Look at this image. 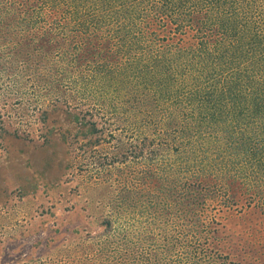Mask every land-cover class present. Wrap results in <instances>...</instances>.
Here are the masks:
<instances>
[{
    "label": "rangeland",
    "instance_id": "obj_1",
    "mask_svg": "<svg viewBox=\"0 0 264 264\" xmlns=\"http://www.w3.org/2000/svg\"><path fill=\"white\" fill-rule=\"evenodd\" d=\"M128 1L46 0L45 5L37 6L35 0H0L1 63L7 67L14 45L18 55L25 57L29 39H34V46H42L51 31L83 29L78 23L85 16L91 19L89 31L95 36L91 35L81 44L68 43V46L76 49V53L87 46L94 51L102 42V36L109 33L113 53L119 51L120 54L123 46L116 45L117 28L123 24L125 30L135 31L138 21L139 7L129 6ZM222 9L214 8L213 14L223 13ZM231 12L233 16L251 21L255 18L264 30V0H240ZM98 16L103 24L100 32L95 23ZM114 18L117 21H113ZM152 22L153 53L165 54L171 49L170 28L173 26L168 19L154 17ZM207 22V26L215 27ZM114 30H117L116 37ZM213 31L211 29L214 37ZM257 31L254 37L258 39L262 31L258 28ZM60 44L54 46L60 49ZM76 53L73 54L77 57ZM113 56L107 59L108 63L124 64L120 55ZM45 59L59 68L67 69L69 63L76 68L71 60L64 61L56 51L48 52ZM239 59L231 63L227 71L240 67ZM263 60L264 51L261 62ZM96 80L91 84L86 81L92 87L87 97L80 100L75 95L70 99L69 104L75 107L69 110L70 115L65 106L53 98L58 94L49 87H46V99L42 98L43 102L34 108L16 106L6 100L3 90L0 91V264H109L108 259L114 256L110 255L108 246L99 242L98 235L123 231L121 223L128 217L124 208L134 207L129 198L133 201L136 198L143 206L151 200V212L158 207L156 205L172 206L164 208V217L156 213L155 219L148 218L149 224L145 216L134 221L129 234L135 235L139 242L144 236L141 243L150 238L153 248L164 251L168 239L179 232L178 223L183 221L184 225L188 219L189 214L181 206L190 203L194 207L190 216L198 217V229L203 231L187 232L179 238L188 240L189 248L198 253V257H208L207 250L202 253L204 242L215 257L213 264H219L218 249L221 263L264 264V172L257 181L240 178L231 171L228 153L221 160L215 156L216 144L211 140L200 154L199 163L190 160L185 163L183 159L174 163L170 150L176 152L174 147H178L183 152L187 145L180 143L181 138L197 137L199 131L192 134L196 124L185 123L178 113L163 121L155 118L158 123L151 114L150 120L145 122L144 111L152 110L151 101L149 106L142 102L130 105L120 101L119 96L118 100L113 98L114 93L103 88L105 83L110 85L109 82ZM51 101L54 102L48 104ZM47 106H50L48 113L43 115ZM75 116L85 123L80 125ZM260 118L264 120V112ZM258 123L264 127V122ZM116 124L125 127L127 136L115 131ZM108 135V141L101 138L94 148L92 144L86 145L87 138L93 141L96 136ZM228 143H231V127L223 139L224 146ZM116 144V151L125 156L114 157L110 145L115 152ZM136 152L138 159L132 158L136 157L132 155ZM127 154H130L129 159H126ZM181 156L185 157L184 152ZM194 170H200L197 177L204 179L202 184L195 185L199 192L191 193L192 196L184 192L163 193L165 187L159 175L161 178L162 174L170 173L171 182L179 184L178 175L193 179ZM231 177L236 179L234 184ZM117 259L130 263L127 259Z\"/></svg>",
    "mask_w": 264,
    "mask_h": 264
},
{
    "label": "trees",
    "instance_id": "obj_2",
    "mask_svg": "<svg viewBox=\"0 0 264 264\" xmlns=\"http://www.w3.org/2000/svg\"><path fill=\"white\" fill-rule=\"evenodd\" d=\"M238 1L240 0H130L129 6L139 7L136 11L137 27L135 31L125 30L126 26L123 24L117 28L118 44L116 45L123 46L120 48L123 50L120 54L119 51L113 53V44L108 42L111 38L109 33L102 36V42L94 51L87 46L83 47L80 53H76V49L70 47L71 45L68 46V43L81 44L91 35L95 36L93 31H89L92 26L91 19L85 16L84 20L78 23L83 29L71 27L55 33L51 31L49 37L43 39L42 46H34V39H29L30 50H27V46L25 57L18 55L17 46H12V51L9 53L11 60L6 63L7 67L0 59V91L3 90L6 100H11L16 106L34 108L39 102H43L42 98L48 94L46 87H49L57 92L58 95H54L53 98L63 104L70 115V109L75 108L69 104L70 99L77 95L82 100L91 94L92 87L88 86L86 81L91 84L97 81L96 79L106 80L110 85L105 83L103 88L114 93L112 97L117 100L119 96L120 101L123 100L130 105L133 102L136 104L142 102L149 106L150 101L152 102V110L144 111L147 118L145 122L150 120L151 114H154L152 119L157 122L155 118L163 121V118L178 113L177 115L185 123L196 124L197 128H193L192 134L197 130L198 136L189 135L181 138L180 141L187 145L183 151L185 159L181 156L183 152L178 147H174L176 152L170 150V157L174 163L181 159L185 163L188 160L195 164L199 163L200 154L208 148L207 143L211 140L216 144V157L221 160L228 153L227 157L231 161L233 173L247 181L251 179L257 181L264 172V127L262 128L261 123H258L264 122L260 118L264 112V60L261 62L264 51V30L255 18L251 21L246 17L233 16L234 13L231 11ZM35 2L37 6L46 4V0H35ZM217 7H223V13L216 12L214 15L213 10ZM230 12L231 16L228 14ZM154 17L168 19L169 24L173 26L170 28V36H173L170 42L171 49L165 54L153 53L155 33H152L151 28ZM114 20L117 21L115 18ZM208 20L215 27L207 26ZM95 23L100 32L103 27L100 16ZM256 27L262 31L258 39L254 37L258 34ZM211 29L214 30V37L211 35ZM116 33L117 30H114L115 37ZM57 44L62 45V48L57 49L54 46ZM70 50L76 53L77 57ZM51 51H56L64 61L71 60L76 68L70 63L67 64V69L49 63L45 56ZM113 55H118L116 58L120 55L124 64L118 66L116 62L108 63L107 59L110 56L114 57ZM131 55L133 57L129 58ZM237 58H240L241 66L227 71V67ZM259 59L260 61H257ZM49 107L42 111L43 115L48 113ZM188 118L190 121H187ZM75 119L80 121V125L85 123L84 119L80 120L76 116ZM117 126L118 124L114 126L115 131L122 133L123 137L127 136L125 127ZM230 127L231 143L224 146L223 139L230 133ZM111 132L107 131L109 134ZM109 137L110 135L96 136L93 141L87 138L86 145L92 144L94 148L97 141L99 143L102 141L101 138L108 141ZM227 142L225 139L224 143ZM110 147L114 157L125 156L123 152L116 151L117 144L115 152L111 145ZM129 155H126V159H129ZM132 155H136L132 158L138 159L137 152ZM201 166H203L202 162ZM199 172L200 170L191 172L196 176L193 179H188L185 174L178 175L179 184L171 182L170 173L162 174V179L159 175L158 178L165 187L162 189L163 193L184 192L185 195L192 196L191 193L199 192L195 185L202 184L204 180L197 177ZM231 181L234 184L236 179L231 177ZM134 199L135 201L129 198L134 206L132 209L124 208L128 217L121 223L120 228L123 231L113 232L109 236L98 235L101 238L99 242L108 246L110 255L127 259L130 261L129 264H213L215 257L211 255L208 245L202 243V253L205 254V250L209 252L207 259L203 256L202 259L197 256L198 253L189 248L188 240L179 238L187 232L195 234L200 230L203 231L198 229V217L190 216L194 212V207L190 203H185L184 207L180 205L189 214L188 219L184 225L183 221L178 223L179 232L176 236L170 237L167 248L160 251L151 246L150 238L141 243L144 236L139 242L135 235L129 234V231L138 218L145 216L149 224L148 218L155 219L156 213L164 217V208L172 206L156 205L158 207L151 212V200L148 201V205L143 206L138 204L136 198ZM202 207L203 205L200 206ZM219 254L218 249L219 264H230L221 263ZM114 257L110 256L109 264H128L121 263ZM162 259L164 261L160 262Z\"/></svg>",
    "mask_w": 264,
    "mask_h": 264
},
{
    "label": "bare ground",
    "instance_id": "obj_3",
    "mask_svg": "<svg viewBox=\"0 0 264 264\" xmlns=\"http://www.w3.org/2000/svg\"><path fill=\"white\" fill-rule=\"evenodd\" d=\"M101 129V128H100ZM168 176V175H167Z\"/></svg>",
    "mask_w": 264,
    "mask_h": 264
}]
</instances>
